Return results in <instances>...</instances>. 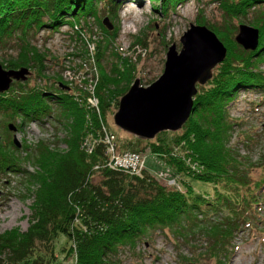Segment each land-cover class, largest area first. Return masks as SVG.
Returning a JSON list of instances; mask_svg holds the SVG:
<instances>
[{"label": "trees", "instance_id": "1", "mask_svg": "<svg viewBox=\"0 0 264 264\" xmlns=\"http://www.w3.org/2000/svg\"><path fill=\"white\" fill-rule=\"evenodd\" d=\"M100 1L117 21L120 0H0V49L11 42L17 46V54L1 65L6 69L33 68L41 74L46 69V54L32 44V37L41 30L56 31L64 24H78L81 18L96 17ZM180 1L161 0L160 9L167 10ZM215 1L224 25L220 28L204 16L196 23L214 31L224 42L226 58L212 78L197 87L193 111L180 132L163 131L148 140L151 153L172 169V184L157 178L152 163L140 174L107 163L101 124L112 104L117 107L136 73L130 57L108 51L117 26L109 31L97 21L107 35L104 43L96 45L100 77L94 90L100 114L79 100H85L83 90L53 93L14 81L11 86H16L0 93V114L6 120L19 118V128L33 120H51L63 132L56 141L40 139L24 145L22 152H17L13 143L4 145L0 140V168L19 167V160L31 167L11 170L22 175L31 204L25 230L0 232V264H59L55 253L59 236L70 244L61 251L73 256L74 264H120L123 252H133L142 238L165 229L184 241L196 234L206 235L210 240L207 251L218 256L234 233L250 224L252 206L264 195L260 192L264 190V173L253 181L249 156L230 144L238 125L230 116V107L241 89H258L264 95V0ZM255 9L259 16L250 24L259 30V46L255 51L244 50L231 37L233 21ZM50 101H54L56 112ZM140 141L126 140L123 148L115 143L120 153H143L137 149ZM60 143L65 147L60 148ZM191 179L211 185L213 194L196 192ZM225 209L227 214L220 215Z\"/></svg>", "mask_w": 264, "mask_h": 264}, {"label": "rangeland", "instance_id": "2", "mask_svg": "<svg viewBox=\"0 0 264 264\" xmlns=\"http://www.w3.org/2000/svg\"><path fill=\"white\" fill-rule=\"evenodd\" d=\"M160 4L161 0H120L117 7L118 19L115 21L107 13V4L100 1L96 7V17H88L86 20L81 18L78 24L73 26L64 24L56 31H39L32 37L31 42L39 52L45 50L46 59L43 60V64L46 69L39 74L36 69L30 68L31 74L25 82L30 87L44 88L53 93L66 90L75 94L89 83L94 85L98 83L100 74L96 60V45L99 41L104 43L107 35L100 30L97 21L102 22L105 17L111 22L112 30L117 26V32L108 51L113 50L128 59L130 57L136 68L135 78H139L143 86L149 85L161 75L168 47L174 43L177 50H180L181 36L190 24H197V18L204 16L209 23L220 28L224 25L222 11L215 0H182L164 11L160 9ZM258 16V10L255 9L250 10L240 20L235 19L232 39L237 34L240 24L254 27L250 22ZM142 41L145 44L142 45ZM220 41L223 42L221 39ZM16 47V44L11 42L0 49V64L17 54ZM104 62L107 67L106 58ZM262 67L264 64H261ZM57 76L61 77V81H58ZM61 83L70 90L63 88ZM13 86L16 85L11 87ZM86 92L89 91L85 89ZM96 98L97 108L91 109L100 114L99 99L97 96ZM79 100L86 102V98ZM86 104L90 108L87 102ZM49 105L53 112L57 111L54 101H50ZM117 107L112 104L101 125L107 130L106 132L113 134L116 142L118 141L117 143L122 147L124 141L136 137L114 125L112 115ZM230 116L238 123L234 127L230 144L240 150L242 155L249 156V175L255 181L264 173V95L258 89H241L231 104ZM9 123L15 125L17 123V129L10 130ZM18 124H21L19 118L14 122L6 120L0 114V140L4 145L11 142L15 147L13 137L16 136L20 144L17 152H22L24 145H33L40 139L56 141V137L60 138L63 135L60 125L51 120H46L44 123L33 120L23 124L21 128ZM137 144V149L146 156L147 165L152 163V166L156 167L151 170L156 174H162L157 178L169 185L173 179L170 171L172 169L151 153L148 140H142ZM59 147L64 148L65 145L60 143ZM118 150L121 151L119 148ZM185 154L186 152H183V156ZM22 155L20 157L23 159L26 155L25 153ZM19 162H22L19 167L0 168V232L12 228L25 230L28 226L31 197L27 195L21 182L22 175H17L11 170L24 167L31 170V167L29 164H24L23 160ZM190 182L196 192L202 193L208 190L213 194L211 185L195 179H191ZM258 200L259 204L252 206L250 224H243L218 256H213L207 251L210 240L206 235L196 234L193 238L184 241L165 229L163 232L153 231L142 238L133 252H123L120 255V264H264V195H260ZM209 214L213 215V213ZM226 214V209L220 211V215ZM65 241L64 236H59L55 243L57 261L59 264H74V257L61 251L62 247L70 246Z\"/></svg>", "mask_w": 264, "mask_h": 264}, {"label": "water", "instance_id": "3", "mask_svg": "<svg viewBox=\"0 0 264 264\" xmlns=\"http://www.w3.org/2000/svg\"><path fill=\"white\" fill-rule=\"evenodd\" d=\"M102 24L112 30L108 17ZM244 50L255 51L259 46V30L240 24L234 37ZM176 44L168 47L161 75L149 85L143 86L135 78L120 97L117 110L112 115L115 126L141 140H151L163 131L182 129L193 111L197 87L205 85L213 76L214 68L222 63L227 48L214 31L205 25L190 24ZM29 68L6 69L0 64V93L7 91L14 81H26ZM61 86L70 90L68 86ZM10 130H16L9 123ZM15 146L20 144L13 137ZM195 264V263H186Z\"/></svg>", "mask_w": 264, "mask_h": 264}, {"label": "built area", "instance_id": "4", "mask_svg": "<svg viewBox=\"0 0 264 264\" xmlns=\"http://www.w3.org/2000/svg\"><path fill=\"white\" fill-rule=\"evenodd\" d=\"M87 83V82H85ZM93 83H89L86 86H83V92L85 89L90 92H86L85 98L86 102L90 108H97V98L94 94ZM82 90V89H81ZM102 126V125H101ZM103 138L102 142L105 145V154L107 155V163L111 168L120 169L124 172L131 174H140L147 166L146 156L143 153L136 152H125L120 153L116 147V140L112 133L106 132L107 130L102 126ZM162 176L161 173H157V177ZM174 179L170 182L172 184Z\"/></svg>", "mask_w": 264, "mask_h": 264}]
</instances>
